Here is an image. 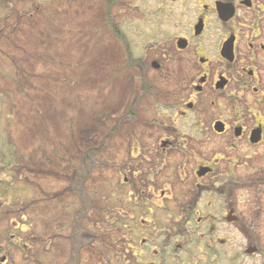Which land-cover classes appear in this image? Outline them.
Returning a JSON list of instances; mask_svg holds the SVG:
<instances>
[{
  "label": "rangeland",
  "instance_id": "1",
  "mask_svg": "<svg viewBox=\"0 0 264 264\" xmlns=\"http://www.w3.org/2000/svg\"><path fill=\"white\" fill-rule=\"evenodd\" d=\"M154 4L0 0V264H100L136 172L191 170L196 148L198 162L214 155L212 138L167 141V108L188 100L190 81L152 46L168 40L147 22ZM245 153L237 172H253Z\"/></svg>",
  "mask_w": 264,
  "mask_h": 264
},
{
  "label": "flooded vegetation",
  "instance_id": "2",
  "mask_svg": "<svg viewBox=\"0 0 264 264\" xmlns=\"http://www.w3.org/2000/svg\"><path fill=\"white\" fill-rule=\"evenodd\" d=\"M152 1L147 22L168 29V40L152 46L190 81L188 100L167 108V141L212 138L215 152L198 162L202 149H193L191 170L143 180L136 172L116 217L115 248L93 251L100 264H264V0ZM211 95L217 114L202 121ZM243 146L253 172H237Z\"/></svg>",
  "mask_w": 264,
  "mask_h": 264
},
{
  "label": "trees",
  "instance_id": "3",
  "mask_svg": "<svg viewBox=\"0 0 264 264\" xmlns=\"http://www.w3.org/2000/svg\"><path fill=\"white\" fill-rule=\"evenodd\" d=\"M116 32V31H115ZM118 34V33H117Z\"/></svg>",
  "mask_w": 264,
  "mask_h": 264
}]
</instances>
